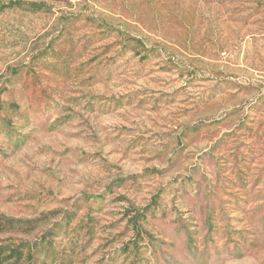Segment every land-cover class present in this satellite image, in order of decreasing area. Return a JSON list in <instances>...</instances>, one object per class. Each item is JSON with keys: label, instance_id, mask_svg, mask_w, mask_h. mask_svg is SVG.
<instances>
[{"label": "rangeland", "instance_id": "1", "mask_svg": "<svg viewBox=\"0 0 264 264\" xmlns=\"http://www.w3.org/2000/svg\"><path fill=\"white\" fill-rule=\"evenodd\" d=\"M0 264H264V0H0Z\"/></svg>", "mask_w": 264, "mask_h": 264}]
</instances>
